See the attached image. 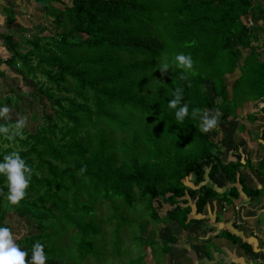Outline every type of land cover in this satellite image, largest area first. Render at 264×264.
I'll return each instance as SVG.
<instances>
[{"label":"trees","instance_id":"obj_1","mask_svg":"<svg viewBox=\"0 0 264 264\" xmlns=\"http://www.w3.org/2000/svg\"><path fill=\"white\" fill-rule=\"evenodd\" d=\"M35 2L51 16L52 33L25 40L29 48L23 53L17 40L14 49L3 42L1 48L8 54L0 56V106L16 108L29 90V78L38 102L44 101L40 115L33 116H39L33 131L23 130L22 136L11 140L0 135V159L18 151L32 169L26 196L11 204L18 217L37 229L23 236L22 249L30 256L32 244L43 243L45 264L97 259L94 240L100 223L114 222L111 233L118 235L121 223L134 218L121 213L124 204L142 202L146 220L164 228L168 264L174 249L184 250L194 263L193 248L184 239L179 242L173 230L185 232L194 223L203 225L199 220L212 216L203 212L209 201L218 205L212 217L215 225L225 205L242 202L254 208L264 197V184L260 189L247 182L246 171L253 167L250 159L234 156L223 161L218 141L201 130L204 114L217 115L218 121L234 116L257 120L242 113L250 102L264 100V60L259 46L252 45L264 33V5L259 0ZM14 21L10 10L6 22ZM5 36L12 37V31ZM179 52L191 54L192 69L172 63ZM162 62L172 67L162 72ZM235 71L238 75L227 81ZM7 76L19 79L18 88L7 86ZM177 88L182 89V103L189 106L183 121L168 107ZM194 108L200 112L194 115ZM0 123L11 127L15 120L0 117ZM246 127L238 124V133L252 142ZM259 133L264 140V122ZM240 141L232 138L231 147L237 150ZM254 170L264 175V158ZM218 175L225 179L222 191L214 182ZM0 190L1 224L8 211L1 203L7 191L3 175ZM100 204L111 212L97 223ZM261 211L264 208L252 218L257 233L264 236V224L256 219ZM235 218L215 237L257 257L254 247L262 240L252 230L246 234L239 230ZM161 228L150 230L143 224L134 240L142 247L148 240L155 244L161 241ZM134 260L140 263L142 257ZM258 262L254 264H264V258Z\"/></svg>","mask_w":264,"mask_h":264},{"label":"rangeland","instance_id":"obj_2","mask_svg":"<svg viewBox=\"0 0 264 264\" xmlns=\"http://www.w3.org/2000/svg\"><path fill=\"white\" fill-rule=\"evenodd\" d=\"M264 2V0H262ZM64 4L70 5V0H62ZM56 4V7H62L58 3H53V5ZM36 12L32 13L30 17L24 16V19L27 20L26 22L29 23V25L22 26L19 23H16L18 28L13 29V36L9 39L5 40V43L8 45L10 49H14L13 42L14 40H17V44H19L18 51L25 52L29 45L27 43H24L25 40H32L35 36H44V34H51L53 27L50 25V19L51 16L46 14L42 9L37 6ZM27 15V12L24 13ZM17 15L20 17V13H17ZM16 15V17H17ZM21 20V17L19 18ZM22 26V27H21ZM21 27V28H20ZM46 28V30H44ZM42 29V30H41ZM261 33V32H260ZM19 37H21L23 40H21ZM15 38V39H14ZM1 43V42H0ZM252 45H258L260 48L261 56L260 59L264 60V33H261L258 40L256 42H252ZM247 52V51H246ZM246 52L242 53V56L246 54ZM242 62V59L240 58L238 61V64L240 65ZM12 70L15 72L17 71V66L12 67ZM13 71V72H14ZM238 75V71H235L232 74H229L226 76L227 81H231ZM39 80H43L41 75H37ZM10 87L18 88V85L20 84L19 79L13 78L12 76H7L4 80ZM33 80L27 79L26 83L28 84V91L27 93H24L22 96V99L17 100L16 108L11 107L9 113L7 114V117L5 119H12L17 120L20 117L25 118V126L23 130L26 131H33L35 128V123L38 122V117H33L36 113L37 115H40L43 108L44 101L37 100V97L33 94ZM207 92L210 93L209 87L206 86ZM19 92V89H17ZM211 94V93H210ZM263 100H259L256 103L250 102L245 108H243L242 115L245 114H252L255 115L257 120L252 121L249 118L245 117V119H241L240 117L234 116L229 117L226 121H218L216 127H213L208 132L212 136V138L216 139L218 143L220 144L221 148L223 149L222 154V160H226L229 158H233L234 156L237 158H245L247 157L250 159V163L253 165L252 168L247 169V182L249 183H255L259 186L260 189H262V185L264 184V175H259L257 172H255V166H258V160L260 158H264V140L262 138V135H260L259 131L262 129V122H264V116L259 114L260 113V107L258 103H261ZM45 111V110H44ZM46 112H49L46 108ZM262 112L264 113V105L262 108ZM241 114V113H240ZM260 118V119H259ZM238 124H245V126L250 128L251 131V140L252 142H249L247 140L244 141V137L247 136L245 133H243L244 136H240L238 133ZM13 126V125H11ZM244 129V131L247 130ZM226 130L225 132H223ZM225 136V137H224ZM243 137V138H241ZM235 139L236 142L240 140L239 146L237 150H234L231 147V140ZM250 139V138H249ZM221 142L224 144L221 145ZM5 147L6 145H2ZM192 178V177H191ZM214 182L217 186L221 187L218 189L219 191H222L226 187L225 179L221 176H217L214 179ZM2 208H6L8 211L6 212L5 219L1 222V224L8 226L11 231L14 234L16 243L23 248L22 246H25L22 243L23 236L27 235L29 232H36L37 229L32 224V222H26L25 219L20 218L16 215V213L13 211V208L9 201L7 199H4L1 202ZM226 206V207H225ZM222 212L218 213L219 218L221 219L222 216L232 217L233 215L236 217L237 221L240 224L239 230L248 229L250 227V220L249 216H254V208L261 209V207L264 206V199H260L254 203V208H251L247 206L246 204L240 202H234L231 205H225ZM218 205L215 201H209V208L204 209V214L208 215L210 217V213L212 216L210 219L205 218L203 220L201 215H195L198 219H202L203 221L199 220L200 222H204V227L207 229L205 230L204 227L201 225V223H194L187 229L185 232L181 230H173V234H175L180 241H183V239L190 244V246L195 251L196 256H201L207 249V255H205V259L202 263L198 262V260L194 259L193 262L195 264H216L214 263V259L211 253V249H213V243L212 242H206V238H202L207 234L206 236H212V233L214 232L215 226L213 225V218L214 214L213 212L217 213ZM214 210V211H213ZM126 211L127 215H131L130 218L132 221L129 224H123L120 225V230L118 235H115L112 232L114 222H108V221H102L100 223L101 225V231L98 235V237L94 240L95 247L99 249V257L93 258L91 256L85 258L83 261L80 262V264H168L170 257L166 253V239L167 236L163 233L164 228H161L160 224L157 223H151L150 221L146 220L145 215V209H143V203L142 202H135L133 205H125L121 209V213H124ZM109 207H105L104 205H98L96 207L95 212V220L97 223L100 222V220L105 219V216L109 215L110 213ZM163 212V209H162ZM263 212V211H262ZM239 213V218L237 217V214ZM143 214V215H142ZM253 214V215H250ZM143 216V218L141 217ZM126 216V215H125ZM136 216V217H135ZM230 217V218H231ZM257 219L264 224V214L260 213L257 215ZM103 218V219H101ZM148 218V216H147ZM151 223V224H150ZM147 226L150 230L161 228L159 229V235L158 240L161 239V241L156 242L155 244H150L151 240H148V246L142 247V243L134 240V235L139 234V231H141L142 225ZM167 225V224H166ZM165 225V226H166ZM245 225V226H243ZM222 226V225H221ZM243 227V228H242ZM256 228V224H255ZM252 229V228H250ZM253 230V229H252ZM255 230V229H254ZM244 234L246 232L244 231ZM225 240V238H222ZM65 241V239H63ZM247 240V239H246ZM259 240H262L261 242L257 243L255 248L256 256L255 261L258 262L264 258V236L259 237ZM168 242V241H167ZM212 244V245H211ZM231 244V243H229ZM169 246V243H168ZM26 247V246H25ZM176 247H171V249H174ZM216 249V248H215ZM238 250L240 251V248L238 247ZM178 253L183 254L184 250L179 249L173 251L174 255H178ZM244 252L240 251V255H242ZM183 258L188 259L185 263L183 261L179 260V264H190L191 260L187 258V256H184ZM239 255V256H240ZM142 257V262H138L137 260H134L137 257ZM202 257V256H201ZM207 257V258H206ZM243 258H248L249 255L244 253L242 256ZM63 260L65 258L63 257ZM196 260V262H195ZM200 261V260H199ZM192 263V264H194ZM224 264V263H222Z\"/></svg>","mask_w":264,"mask_h":264},{"label":"clouds","instance_id":"obj_3","mask_svg":"<svg viewBox=\"0 0 264 264\" xmlns=\"http://www.w3.org/2000/svg\"><path fill=\"white\" fill-rule=\"evenodd\" d=\"M172 63L177 68L190 70L193 67V59L191 54L183 52L177 53L173 57ZM172 63L162 62L159 66L160 70L166 71L172 67ZM260 113L264 116L262 108L264 100L258 103ZM168 107L175 110V117L179 121H183L189 115V106L187 103H182V89L177 88L172 98L168 99ZM10 108L8 106H0V117H7ZM200 112L199 109H193V114ZM25 118L17 119L13 126L5 123H0V135L7 139H14L16 136L23 135V128L25 126ZM218 123V116L212 114H204L202 117L201 130L209 131ZM0 175L6 177L7 191L4 193L6 199L10 204H18L26 196V188L28 187L32 169L26 163L25 159L18 151H12L3 155L0 159ZM2 191V190H0ZM256 235L255 232H253ZM27 256V260L25 257ZM46 253L44 251V244L36 241L31 246V255L27 250L22 249L15 240L11 229L3 224H0V264H45Z\"/></svg>","mask_w":264,"mask_h":264},{"label":"crops","instance_id":"obj_4","mask_svg":"<svg viewBox=\"0 0 264 264\" xmlns=\"http://www.w3.org/2000/svg\"><path fill=\"white\" fill-rule=\"evenodd\" d=\"M259 1L264 5V2L262 0H259ZM36 7H37V4H36L35 0H0V38L2 39V41H0V42L5 43V40H7L5 38L6 37L5 35L9 32L11 33V31L13 32V29L18 28L16 23H19L25 27H26V25H29V23L26 22L27 20L24 19V16L30 17L32 15V13H35L37 11ZM10 10L13 12V14L15 16V21L12 23H7L6 22V16L8 14V11H10ZM26 12H27V15L24 14ZM17 13H20L21 20L19 19L20 17L17 15ZM16 15H17V17H16ZM1 43H0V56L3 55L5 57L8 54V52L4 51L3 48H1ZM2 50H3V52H2ZM261 199H264V197H262ZM261 208H264V206ZM257 210H258L257 208H254V213ZM260 213L264 214V211L263 212L261 211ZM224 217L225 216H222L217 224H215V225L213 224L215 226V228H214V232L212 233V236H206L207 234H205V236L202 237V238H206V240H207L206 242H212L213 243L214 248L211 249V253H212V256L214 259V263L215 262H216V264H222V263L229 264L230 262H235L238 264L259 263V262H256L255 261L256 259L248 253H246L249 255L248 258L240 257L245 253L244 251H243L244 253L242 255H240V251H242V250L240 249V251H239L237 246H231L227 240L215 237L216 233H219L225 227H229V225H227V221L230 219L231 216L227 217L226 219ZM237 217L239 218V213L237 214ZM257 218L258 217H256V219ZM249 220L251 222L250 227L248 229H244V231L246 232V230H247L246 233H249V230L253 229L252 232L257 233V229H256L257 227L255 228V226H254L255 225L254 224L255 217L252 218V216H250ZM236 222L239 223L237 221V219H236ZM202 226L204 227V224ZM250 228H252V229H250ZM252 235H253V233H252ZM259 237H261V236L259 235ZM256 246H258V245H256ZM194 253H195V251H194ZM183 254L178 253V255L172 256L171 257L172 264L176 263L177 258H179V260H181V261H183V263H185L188 259L183 258L182 257ZM205 255H207V249L203 253V255H201L202 257L199 256V258H198V256H196V254H195V257L198 261L200 260L202 263L204 260H201V259H205ZM190 264H192V261L190 262ZM203 264H207V263H203Z\"/></svg>","mask_w":264,"mask_h":264},{"label":"built area","instance_id":"obj_5","mask_svg":"<svg viewBox=\"0 0 264 264\" xmlns=\"http://www.w3.org/2000/svg\"><path fill=\"white\" fill-rule=\"evenodd\" d=\"M247 24H248V25H251V22L249 21V19L247 20Z\"/></svg>","mask_w":264,"mask_h":264}]
</instances>
